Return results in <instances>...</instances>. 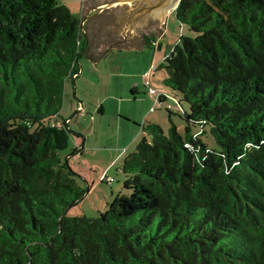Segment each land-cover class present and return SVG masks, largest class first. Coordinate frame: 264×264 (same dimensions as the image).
<instances>
[{"label": "trees", "instance_id": "1", "mask_svg": "<svg viewBox=\"0 0 264 264\" xmlns=\"http://www.w3.org/2000/svg\"><path fill=\"white\" fill-rule=\"evenodd\" d=\"M177 14L197 35L157 69L200 129L157 126L125 160L130 193L61 217L85 194L57 118L90 40L61 0H0V264H264V0H181Z\"/></svg>", "mask_w": 264, "mask_h": 264}, {"label": "rangeland", "instance_id": "2", "mask_svg": "<svg viewBox=\"0 0 264 264\" xmlns=\"http://www.w3.org/2000/svg\"><path fill=\"white\" fill-rule=\"evenodd\" d=\"M61 2L81 20L82 34L90 40L77 78L65 81L57 118L71 132L64 159L78 186L85 190L68 209V216L97 218L119 193H130L124 188L123 167L144 137L151 141L160 132L157 126L165 135H171L174 126L184 136L200 129L192 125L187 131L190 104L165 85V73L157 69L182 36L197 33L178 19V6L167 13L161 26L160 22L126 35L113 29L96 0ZM133 88H137L136 94ZM160 90L168 97L166 103L158 101ZM202 138L208 141L206 134ZM81 145L84 149L78 153Z\"/></svg>", "mask_w": 264, "mask_h": 264}, {"label": "water", "instance_id": "3", "mask_svg": "<svg viewBox=\"0 0 264 264\" xmlns=\"http://www.w3.org/2000/svg\"><path fill=\"white\" fill-rule=\"evenodd\" d=\"M181 0H96L99 10L109 17L114 30L131 34L140 29L159 24L166 14L176 8ZM82 27V22H81ZM126 35L124 39H126ZM122 42V41H121ZM119 43V42H118ZM111 44L109 47H115ZM107 49L104 55L109 52ZM66 208L61 217H64Z\"/></svg>", "mask_w": 264, "mask_h": 264}, {"label": "built area", "instance_id": "4", "mask_svg": "<svg viewBox=\"0 0 264 264\" xmlns=\"http://www.w3.org/2000/svg\"><path fill=\"white\" fill-rule=\"evenodd\" d=\"M75 77H76V74L73 75L72 79H75ZM158 97H159V96H158ZM82 146H83V145H81L80 148H78V150H77L78 153H81L82 150L84 149V147H82ZM101 180H102V181H105V180H106V178H105L104 175L101 176ZM111 180H113V178H110V179H109V181H111Z\"/></svg>", "mask_w": 264, "mask_h": 264}, {"label": "crops", "instance_id": "5", "mask_svg": "<svg viewBox=\"0 0 264 264\" xmlns=\"http://www.w3.org/2000/svg\"><path fill=\"white\" fill-rule=\"evenodd\" d=\"M166 16H167V14H166ZM166 16H165V18L163 19V21L166 19ZM163 21H161L160 26L162 25ZM133 36H134V35H133ZM126 39H127V38H126Z\"/></svg>", "mask_w": 264, "mask_h": 264}, {"label": "flooded vegetation", "instance_id": "6", "mask_svg": "<svg viewBox=\"0 0 264 264\" xmlns=\"http://www.w3.org/2000/svg\"><path fill=\"white\" fill-rule=\"evenodd\" d=\"M122 41V40H121ZM117 42V41H116ZM118 42H120V41H118Z\"/></svg>", "mask_w": 264, "mask_h": 264}]
</instances>
